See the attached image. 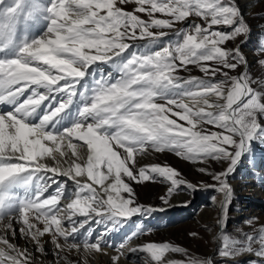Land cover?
<instances>
[{"label": "snow or ice", "instance_id": "snow-or-ice-1", "mask_svg": "<svg viewBox=\"0 0 264 264\" xmlns=\"http://www.w3.org/2000/svg\"><path fill=\"white\" fill-rule=\"evenodd\" d=\"M252 32L238 0H0V264H46V243L52 264L65 245L111 249V264H264L259 218L227 231L231 178L264 146V78L244 50ZM257 43L264 69V31ZM153 153L198 165L211 183L141 163ZM145 182L167 185L161 206L138 201L133 185ZM201 188L223 197L213 254L132 245L154 231L143 219L187 207L173 197Z\"/></svg>", "mask_w": 264, "mask_h": 264}, {"label": "rangeland", "instance_id": "rangeland-1", "mask_svg": "<svg viewBox=\"0 0 264 264\" xmlns=\"http://www.w3.org/2000/svg\"><path fill=\"white\" fill-rule=\"evenodd\" d=\"M264 0H256L255 8L246 13L253 32L250 41L244 46L248 59L252 66V72L256 78H264V69L256 62L258 55V39L260 38L261 25H264ZM194 75H200L198 71ZM186 75V73H182ZM141 159L142 164L167 163L179 171L185 178L194 183H211L209 178L197 171L198 165H193L183 161L172 154H149ZM255 167L252 168L247 163L241 166L231 178L232 186L235 189V198L230 209V220L227 231L234 235H242L244 232H250L252 229L246 223L250 219L259 218V222L264 224V146L257 145L255 149ZM218 170V169H217ZM137 199L140 203L152 206H161L160 196L165 194L166 184L159 182H145L140 185H133ZM215 197V201H213ZM178 200L177 205H182L185 201L187 207H172L165 212L154 213L149 218L143 219L134 217L129 232L132 231L134 222L143 219L145 227L153 228L151 234L135 238L132 244L136 245L145 241L163 242L169 241L180 245L189 250L190 255L206 256L214 253L218 247L215 237L219 229L216 220L219 216L220 202L223 199L222 194L213 189H203L197 191H184L180 195L174 196L173 200ZM128 232V233H129ZM191 232H197V237L189 235ZM49 238L45 239L48 240ZM46 248L55 251L54 245L45 244ZM143 255V254H140ZM64 259L59 264H111L99 260L94 255L84 256L75 250H67L61 253ZM176 259H184L182 256H175ZM218 264H247L250 259L255 257L240 256L235 259L227 260L223 257H216Z\"/></svg>", "mask_w": 264, "mask_h": 264}, {"label": "bare ground", "instance_id": "bare-ground-1", "mask_svg": "<svg viewBox=\"0 0 264 264\" xmlns=\"http://www.w3.org/2000/svg\"><path fill=\"white\" fill-rule=\"evenodd\" d=\"M255 1L256 0H238V3H239V5H240V7L243 10L245 15H246V13H248L249 11H251L252 9L255 8ZM262 194L264 196V193H262ZM173 203L177 204L178 200L177 199L173 200ZM131 224H132V222H130L129 225L126 228L122 229L119 233L112 234L111 239L115 243H119V241L123 240L124 236L129 232ZM0 228H2V225H0ZM100 230H102V226H96V231H100ZM47 238L48 237H45L44 239H47ZM17 242L23 244V241L19 237H17ZM132 245L135 246L134 244H132ZM47 251H48L49 254L45 258L46 264H52V262L55 260V257L52 255L53 251H51L49 249H47ZM82 251H83V249H82ZM75 252H77V251H75ZM83 255L84 256L94 255L99 260L109 263V262H111V259H110L111 256L116 255V253H115V251L109 249L107 255L102 254V253L85 252V251H83ZM73 264H78V263L77 262H73ZM120 264H129V261H126V260L122 259ZM137 264H141V262L139 260V257H137Z\"/></svg>", "mask_w": 264, "mask_h": 264}]
</instances>
